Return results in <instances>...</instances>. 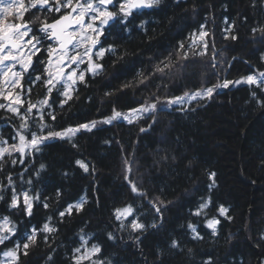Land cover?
<instances>
[{
  "label": "trees",
  "instance_id": "trees-1",
  "mask_svg": "<svg viewBox=\"0 0 264 264\" xmlns=\"http://www.w3.org/2000/svg\"><path fill=\"white\" fill-rule=\"evenodd\" d=\"M35 15L49 22L56 16L32 9L24 18L33 20ZM123 20L118 15L103 28L99 48L104 56L96 59L103 67L96 74L87 69L84 81L78 80L69 93L71 99L61 94L65 91L61 83L54 84L46 97L44 86L33 78L36 73L24 72L18 87L24 103L48 98L51 106L30 120L0 108V136L12 143V136L23 132L31 139L22 124L47 135L105 120L115 108L124 113L264 72V32L259 31L264 28V0H160L150 8L134 9ZM202 25L209 33L205 37L209 50L194 56L202 46L192 35ZM226 28L236 40L224 39ZM181 42L185 47L178 52ZM184 51L186 61L180 58ZM213 52L219 62L215 69L210 67ZM32 61L39 72L44 66L40 62H47V51L42 49ZM162 61L170 67L157 72ZM253 92L264 102V90L256 85L214 88L210 98L147 113L131 124L122 119L96 123L91 131L80 129L70 140L50 138L38 152L5 156L0 162L5 196L0 217L8 215L16 224L14 241L21 245L37 229V243L18 264H76L75 249L85 237L100 251L81 264H206L209 260L211 264H264V105L253 98ZM41 124L47 125L42 133ZM10 159L23 163L12 164ZM77 160L85 162L89 171L84 172ZM209 172L216 173L211 188ZM9 176L17 193L28 191L34 197L31 216L7 208L12 194ZM129 180L147 197L133 194ZM208 197L210 208L194 215ZM81 199L86 201L82 210L59 216ZM150 200L157 205L164 202L162 218ZM129 205L133 216L117 220L115 210ZM219 205L229 209L230 220L219 216ZM133 217L149 225L147 229L133 231ZM213 217L220 220L216 235L206 227ZM153 221L155 228L150 226ZM45 223L57 231L40 232ZM189 223L202 239H193ZM109 233L114 239H109ZM173 240L177 248L171 247ZM7 248L0 246V260Z\"/></svg>",
  "mask_w": 264,
  "mask_h": 264
},
{
  "label": "snow or ice",
  "instance_id": "snow-or-ice-1",
  "mask_svg": "<svg viewBox=\"0 0 264 264\" xmlns=\"http://www.w3.org/2000/svg\"><path fill=\"white\" fill-rule=\"evenodd\" d=\"M113 3V0H0V16L3 15H12L14 17V21L9 24H5L4 20L0 18V96H3L5 100H11L16 107L9 106L8 111L12 112L18 116H21V119H25L28 113L33 111V108L36 107L34 104H29L27 108V112L21 114L19 111L20 105L24 102L21 100L20 96L17 94L16 96L12 95L11 89L20 87V81L22 78V74L24 72H29L31 69L32 72L36 73L33 77L35 81L42 84L46 90V97H50L53 88L55 85L53 84V80L56 79L57 83H61L62 77H66L65 80L61 83V86L67 88V82L72 81L75 83V78H77V72L73 69L68 72H64V68H71L72 64L78 65L83 62V57H89V71H92L93 74H96L97 69H102V65H94L92 63V57H100L104 56V50L100 49L96 52H93V49L96 48L98 43V39L88 36L85 33V29L90 32L96 34V36L100 33V26L106 25L110 20H113L118 15H121L124 20L122 22H126L127 17L132 15L133 9H141V8H150L153 5H157L160 3V0H119V8L117 11H111L108 9V6ZM32 9H36L38 12H48V13H60L58 19L53 20L51 23L48 21L47 17L43 19L39 15H35L33 20H25V14L31 12ZM14 10V11H13ZM19 21V22H16ZM99 21V26H95L96 22ZM36 24L37 27L33 29L32 25ZM205 26H201V31L199 32V39L201 42L202 50L199 53H193V55H204L209 50V43L205 40V37L209 36V33L204 30ZM253 31H257V29H253ZM259 31L264 32V28H260ZM231 29H225L224 39H232L236 40L237 36L230 35ZM91 41V45L85 48L83 55L78 52L70 54L73 49H77L78 46L82 42ZM46 41H55L58 45L59 51L61 55L57 58V67L59 71L53 76V73L49 71L48 65L51 64V60L47 62H40L44 66L43 68L37 72L35 66L33 65L32 57L36 56L41 50H46L49 57H51L53 51L56 49L52 44L45 45ZM27 46V51H25V47ZM185 45L183 42L180 43L178 52L183 50ZM191 47V46H190ZM214 48V44L212 45ZM92 53V55H89ZM216 53L213 52L212 61L210 67L215 69L218 65V61L216 59ZM67 56V61H65L64 57ZM183 60H188V52L184 51L182 56L180 57ZM235 59V58H234ZM163 67L159 65L156 67L157 72L163 73L165 69L169 68L170 65L161 62ZM17 66H19V70H17ZM260 79L258 80L253 75H248L242 80L238 81H228L225 80L222 84L218 83L213 87H206L203 89L196 90L193 93L186 92L182 97H173L166 100L167 105H183L187 101H195L197 98L204 99L206 97H211L214 91V88H228L230 84L239 85L241 83H246L248 85H256L264 90V72L259 73ZM80 81H84V74L81 72L78 76ZM145 80L147 77L144 78ZM141 83H144V80H141ZM4 85H8L7 95L4 94ZM127 86V85H125ZM29 93L31 92V88L27 90ZM67 99H71L68 91L65 90L61 93ZM253 98L257 99L258 103L264 102L259 101L256 97V93L253 92ZM67 99L61 101L60 106L63 107L65 103H67ZM157 102H159L157 100ZM157 102L149 103L147 105H141L139 108L130 109L131 114H135V118L139 119L140 116L144 113L152 114L159 110H166V108L162 105L161 108H157ZM41 108L44 106H51L49 103V99L45 98L39 101ZM5 105L0 104V108H4ZM51 119H55V115L49 114ZM124 119L129 124L133 122V115H125L121 112L113 109V114L111 117L106 118L103 123L111 124L113 120ZM43 119V116H41ZM97 122L92 121L90 124H81L77 126V128H68L62 132L49 131L47 135L40 134L38 135L36 132H31L29 126L24 123L21 125V128L27 132H30L31 139H28L23 132H18L17 136L19 139V146L13 144L9 147H5L7 141L0 139V162L4 161L5 156L8 158L12 157L13 152L19 153L21 156L27 154L26 150L40 151V146L45 143V141L50 138L58 137L60 139H71L72 136L75 135L77 131L80 129H85L91 131L92 127L95 126ZM47 125L41 124V133L43 129L46 128ZM141 132L146 131V129L141 128ZM75 146V145H74ZM12 164L23 163V160L10 159ZM76 164L79 165L80 168L84 170V172L89 171V166L81 161L77 160ZM45 165L41 164L40 168L44 169ZM2 170V167H0ZM130 172V168L128 169ZM215 176L216 173L209 172L208 178L212 183L210 184V188L215 186ZM8 185L11 188V198L7 203V208L9 211L12 210H21L26 215H32V200L34 197H30L28 191H21L17 193L15 184L9 176ZM128 179V176L125 177ZM27 183H31V180H28ZM129 184L131 187V191L133 194L146 198L147 193L138 189L137 185L129 180ZM4 190L0 188V201H4L5 196L3 194ZM158 199V198H157ZM86 201L81 199L77 204H69L65 211H61L59 216L63 218L66 213L71 215L73 210L80 211L83 208V205ZM149 204L154 209L158 218H162L161 216V208L164 206L163 201H159V205H157L153 201H149ZM212 204L211 197H208L207 200L203 201L199 204L194 215H201L205 209L210 208ZM44 207L47 208L48 204L45 203ZM134 209L131 205L126 206L122 209L115 210V218L117 220H121V217H129L133 216ZM217 212L219 216L225 217L226 219H231V216L228 215L229 209L223 205H219L217 208ZM220 224V220L216 217L208 219L206 221V227L211 229V234H217V226ZM130 225L133 231H143L146 230L149 225L138 222L137 218L133 217L130 221ZM151 227H157L155 221L150 225ZM189 229L195 235L193 239H202V237L197 232V229L194 225L189 223ZM42 233H53L57 231L56 228L50 227L48 223H45L42 229L39 230ZM17 234L16 224L10 219V216L4 215L0 217V246L7 248V244L12 242L14 246L12 248H8L3 251V257L7 258L6 260H0V264H18L21 256L28 255V249L37 243V229L33 228L31 233L26 236V242L22 245L19 242L14 241V237ZM264 238V237H262ZM83 239V238H82ZM109 239H114V236L109 233ZM44 242H48V237L44 236ZM85 244L87 241L84 242ZM179 246L176 240L171 242L172 248H177ZM100 251L99 246L92 245L88 250V253L81 254L80 256L75 257L76 264H81L82 260L90 259L91 255H95ZM189 251H191L189 249ZM76 253H80L81 249L76 248ZM51 260V256L48 258ZM206 264H211V261H207Z\"/></svg>",
  "mask_w": 264,
  "mask_h": 264
},
{
  "label": "rangeland",
  "instance_id": "rangeland-1",
  "mask_svg": "<svg viewBox=\"0 0 264 264\" xmlns=\"http://www.w3.org/2000/svg\"><path fill=\"white\" fill-rule=\"evenodd\" d=\"M26 3H27V2H26ZM112 7H115V9L118 10V8H119V0H113V3H112L111 5L108 6V9H109V10H111V11H115V10L112 9ZM13 11H14V10H13ZM52 14H54V16L56 15V16H55V19H57V18L60 16V13H52ZM0 18H2V19L4 20L5 24H9V23H12V22L14 21V17H13L12 15H3V16H0ZM55 19H53V20H55ZM53 20H52V21H53ZM110 21H111V20H110ZM110 21H109V22H110ZM16 22H19V21H16ZM109 22H108V23H109ZM108 23H107V24H108ZM107 24H106V25H107ZM106 25L100 26L101 30H100V33H99L98 36H96V34L90 32L89 30L85 29V33H86L88 36L98 39V43H97V45H96V48L93 49V52H96L97 50H100V49H101V48H99V36L101 35V33H102V31H103V28H104ZM95 26H99V21L96 22V25H95ZM204 30H205V29H204ZM200 31H201V26L199 27V29H197V30H195V31L193 32L192 40H193L194 42H196V43L200 42V39H199V32H200ZM48 44H52L53 47H55V46L57 45V43H56L55 41H46V42H45V45H48ZM90 45H91V41H90V40H89V41H86V42H82V43L78 46V48H77V49H73L72 52H70V54H73V53L78 52L79 54L83 55V53H84V51H85V48H86V47H89ZM25 51H27V46L25 47ZM45 51H46V50H45ZM60 55H61V52H60V51H59V52H56V53H54L53 56L49 59V55H48V53H47V61H48V60H51V64L48 65V67H49V71H51V72L53 73V76H55V74L57 73V71H59V69H58V67H57V58H58ZM89 55H92V53H89ZM97 58H98V57H96V56H93V57H92V63H93L94 65H97V62H96V59H97ZM64 59H65V61H67V56H65ZM73 69L77 72V78H75V83H73L72 81H68V82H67V88H64V90H67L68 93L71 92L73 86H74V85L76 84V82L79 80V79H78L79 74H80L81 72H83V74L85 75L87 69H89V57H88V56H84V57H83V62H82V63H79L78 65H76V64H72V65H71V68L65 67V68H64V72H68V71H71V70H73ZM17 70H19V66H17ZM259 73H261V72H255V73L252 74V75L255 76V77L259 80V79H260V77H259ZM22 76H23V74H22ZM245 77H247V76H239V77H236L235 79L228 80V81H233V82H235V81H238V80H242V79L245 78ZM59 79H61V83H62L63 80L66 79V77H62V78H59ZM224 81H225V80H224ZM224 81H223V82H224ZM223 82H222V83H223ZM56 83H57V80L54 79V80H53V84H56ZM241 84H243V83H241ZM239 85H240V84H239ZM234 86H237V85H236V84H230V85H229V87H234ZM3 87H4V94L7 95V92H8V85H4ZM11 91H12V95H13V96H16V95L18 94V95L20 96L21 100L23 101L22 93H20V92L18 91V88H13V89H11ZM193 92H195V91H193ZM193 92H191V93H193ZM182 96H184V94H181V95H178V96H173V97H182ZM173 97H169V98H167V99H170V98H173ZM167 99L158 102V103H157V106L161 108V106L163 105L166 109H167V108H171V107H173V106H176V105H170V106L167 105V104H166V100H167ZM39 101H40V100H37L35 103H31V104L36 105V107L33 108V111H32L31 113H28L27 117H26L25 119H23V120H30L31 117H32L33 115H37L38 113H42V111L44 110V107H45V106H44L43 108H41V106H40V104H39ZM186 101H187V98H186ZM23 102H24V101H23ZM0 104L5 105L4 109H6V110L8 109L9 106H13V107H16V106H17V105H15L11 100H5V99L3 98V96H0ZM28 105H29V104L23 103L22 105L18 106V107H19V111H20L21 114H24V113L27 112ZM139 107H140V106H137V107H135V108H133V109H136V108H139ZM21 108H23V110H22ZM115 110L119 111L118 108H115ZM122 114H125V115H133V117H134L133 120L136 119V118H135V114H131V113H130V110L127 111V112H124V113H122ZM144 114H147V113H144ZM144 114H142V115H144ZM142 115H141V116H142ZM120 119H122V118H120ZM122 120H124V119H122ZM103 121H104V120H99V121H97V124H103ZM125 121H126V120H125ZM86 124H90V123H86ZM72 128H77V127H72ZM63 131H64V130H63ZM58 132H62V131H58ZM57 138H58V137H54V138H51V139H57ZM0 139H3V140H5V141H7V144L4 145L5 147H9V148H10V146L13 145V144H16L17 146H19V139H18V136H17V135H16V136H14V135L12 136V140H13L12 143H9V141H8L7 138H5V137H1V136H0ZM27 151H29V150H26V152H27ZM121 209H122V208H121ZM82 241H83V242H82L81 245L78 247V248L81 249V252H80V253H76V252H75L74 257L80 256L81 254H84V253H88V250L91 248V246H92V245H95L94 243L89 242L88 238H86V237H85ZM85 241H87L86 244L84 243ZM7 249H8V248H7ZM7 249H5V250H7ZM5 250H4V251H5ZM2 253H3V251H2ZM2 257H3V255H2ZM92 257H93V255H91V258H92ZM91 258H90V259H91ZM90 259H85V260H90ZM3 260H6V261H7V258L3 257ZM82 261H83V260H82Z\"/></svg>",
  "mask_w": 264,
  "mask_h": 264
},
{
  "label": "water",
  "instance_id": "water-1",
  "mask_svg": "<svg viewBox=\"0 0 264 264\" xmlns=\"http://www.w3.org/2000/svg\"><path fill=\"white\" fill-rule=\"evenodd\" d=\"M57 19H58V18H57ZM51 22H52V21H51ZM51 22H50V23H51ZM54 48H55L56 50H55V51H53V53H52L51 57L53 56V54H54V53H56V52H59L58 45H56ZM51 57H49V59H50Z\"/></svg>",
  "mask_w": 264,
  "mask_h": 264
}]
</instances>
